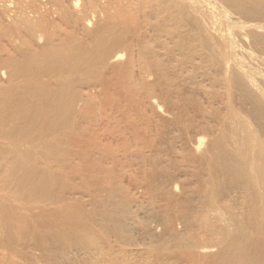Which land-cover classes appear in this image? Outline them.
Listing matches in <instances>:
<instances>
[{
  "label": "bare ground",
  "instance_id": "1",
  "mask_svg": "<svg viewBox=\"0 0 264 264\" xmlns=\"http://www.w3.org/2000/svg\"><path fill=\"white\" fill-rule=\"evenodd\" d=\"M5 1L0 264H264V0Z\"/></svg>",
  "mask_w": 264,
  "mask_h": 264
},
{
  "label": "rangeland",
  "instance_id": "2",
  "mask_svg": "<svg viewBox=\"0 0 264 264\" xmlns=\"http://www.w3.org/2000/svg\"><path fill=\"white\" fill-rule=\"evenodd\" d=\"M4 1H5V0H4ZM42 1H43V3H42ZM5 2L8 3V0H6ZM5 2H4V3H5ZM9 2H10V1H9ZM40 2H41L43 5L45 4V0H41ZM4 3H3V4H4ZM0 4L2 5V3H0ZM10 4H11V5H10ZM9 5L11 6V8H13L12 3H9ZM219 5H220V4H219ZM219 5H214V10H215L216 12H215V13L212 12V14H213V16H216L215 18H216L218 21H223V18H222L221 15H224V16H225L226 14H225V13H224V14H221V13H223V12L220 11V8H219V7H220L221 5H220V6H219ZM215 6H216V7H215ZM45 7H46V5L43 6V8H42L43 11H45V10H44V9H46ZM47 8H49V7L47 6ZM218 8H219V9H218ZM216 9H217V10H216ZM214 10H213V11H214ZM219 11H220V12H219ZM217 12L219 13V15H216ZM11 13H12V12H10V15H11ZM12 14H13V13H12ZM51 14H52V13H50V18H53V19H54L55 15L52 14L54 17H51V16H52ZM214 14H215V15H214ZM230 15H231V17H230L228 14L226 15V17L229 16L231 22H232V18H233V20H236V21H237V20H240V22H242V21L245 22V21H246V19L244 20V18H242V17H241V19H240V16H239V15H237V16L239 17V19H238L237 16H235V15L232 14V13H231ZM232 15H233V16H232ZM91 16H92V15H91ZM91 16H89V19L91 20L90 22L92 23V21H95V20H92V19H95V18H92V19H91ZM218 16H219V18H221V19H218V18H217ZM92 17H93V16H92ZM229 17H228V20H229ZM234 17H235V18H234ZM225 19H226V18H225ZM226 20H227V19H226ZM230 20H229V21H230ZM236 21H233V22L235 23ZM247 22H249V21H247ZM252 22H253V21H251L250 23H252ZM256 22H257V21H254L253 23H256ZM258 22H259V24H261V23L264 24V22H260V21H258ZM258 22H257V23H258ZM263 24H262V25H263ZM1 42H3V43H2L3 45L5 44V45H4L5 47L7 46V47H6L7 49L10 48V46H8V43H7L6 41H1ZM0 44H1V43H0ZM2 44H1V45H2ZM6 44H7V45H6ZM262 59H263V58H262ZM252 60H253V59H252ZM252 60H249V59L247 60L246 58L244 59V62H245L244 65L246 66V64H247V67H246V68L249 70V67H250V70H251V71H256V72H258V71L262 72V71H263V73H264V64H263L262 62L260 63V61H258V60H253V61H252ZM248 61H249V62H248ZM255 65H256V66H255ZM251 66H252V67H251ZM257 68H258V69H257ZM261 69H262V70H261ZM0 72H1V73H4L3 70H0ZM5 76H6V75H4L3 77H5ZM3 77L1 76V77H0V80H3V79H4ZM2 78H3V79H2ZM4 80H5V79H4ZM214 213H215V212H214ZM214 213H213V214H214ZM149 224H150V226H151L156 232H159V231H160V228H161V227H160L159 223H157V221H156L155 219H154V220H153V218L149 219ZM178 226H180V224H178ZM157 228H158V229H157ZM157 230H158V231H157ZM134 237H135L134 244L139 245V246H142V245L144 244V241H145V240H143V239H141V238L139 237V235L137 234V231H134ZM140 244H142V245H140Z\"/></svg>",
  "mask_w": 264,
  "mask_h": 264
}]
</instances>
